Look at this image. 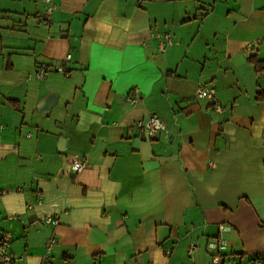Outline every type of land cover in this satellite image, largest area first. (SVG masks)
Returning <instances> with one entry per match:
<instances>
[{"label": "crops", "instance_id": "obj_1", "mask_svg": "<svg viewBox=\"0 0 264 264\" xmlns=\"http://www.w3.org/2000/svg\"><path fill=\"white\" fill-rule=\"evenodd\" d=\"M54 1L46 25L42 0H0V233L19 264L264 260V0ZM151 114L168 137L131 130Z\"/></svg>", "mask_w": 264, "mask_h": 264}, {"label": "built area", "instance_id": "obj_2", "mask_svg": "<svg viewBox=\"0 0 264 264\" xmlns=\"http://www.w3.org/2000/svg\"><path fill=\"white\" fill-rule=\"evenodd\" d=\"M45 3V10H44V22L48 25L52 19V16L57 9V5L54 0H42ZM156 39L158 41V51H164V49L168 46L173 45V40L171 39L169 34H157ZM253 47V45H248L246 50ZM245 50V51H246ZM70 55H66L62 59V64L56 65L51 69L47 65H41L35 71L27 76L28 79H34L37 81H44L48 74L51 71L56 73L65 74L64 65L65 63L70 61ZM195 95L199 99L207 100L213 107V110L217 114H221L226 111L227 107L220 104L216 99L215 92L212 88H208L204 85H200L195 90ZM140 98L138 93H133L132 97L130 98L131 103H135ZM132 131L135 132H142L144 133L147 138L149 139H157L159 135L163 137H168L169 133L166 130L165 126L162 124L160 119L155 115L151 114L147 117V119L143 121H138L131 127ZM84 167V163L80 161H75L72 164V169L75 172H80ZM47 223L51 225H57L58 221L56 219H47ZM55 243V239L52 238L46 245V251L51 250L53 244ZM195 249V246L192 244L189 248L188 253H192ZM23 261L22 256H16L11 251V235L7 232L0 233V264H19ZM212 264H221L220 258L218 255H213L212 257ZM231 264H239L238 262H233ZM252 264H264V260H259L257 258L252 260Z\"/></svg>", "mask_w": 264, "mask_h": 264}, {"label": "water", "instance_id": "obj_3", "mask_svg": "<svg viewBox=\"0 0 264 264\" xmlns=\"http://www.w3.org/2000/svg\"><path fill=\"white\" fill-rule=\"evenodd\" d=\"M57 97L55 95H47L42 98L36 109V113H40L46 115L50 112V110L56 105ZM64 140L59 139V144H63Z\"/></svg>", "mask_w": 264, "mask_h": 264}, {"label": "trees", "instance_id": "obj_4", "mask_svg": "<svg viewBox=\"0 0 264 264\" xmlns=\"http://www.w3.org/2000/svg\"><path fill=\"white\" fill-rule=\"evenodd\" d=\"M250 62L254 65V68L258 74L264 73V62L257 61L255 59H250ZM257 100L264 102V88H262L258 93H257Z\"/></svg>", "mask_w": 264, "mask_h": 264}]
</instances>
